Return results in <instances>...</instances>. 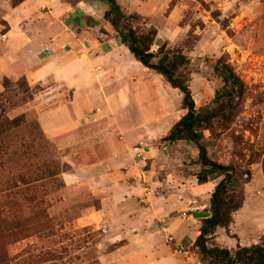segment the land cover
<instances>
[{
    "label": "rangeland",
    "instance_id": "rangeland-1",
    "mask_svg": "<svg viewBox=\"0 0 264 264\" xmlns=\"http://www.w3.org/2000/svg\"><path fill=\"white\" fill-rule=\"evenodd\" d=\"M22 1L0 0L1 42L8 28L6 19ZM58 1L88 12L92 19L87 28L109 38L118 36L104 20L108 8L103 2ZM115 2L126 17H135L130 27L136 34L156 31L152 53L165 46L188 58L189 64L181 72L197 111L217 108L213 99L224 85L221 73L214 72L218 61L229 66L243 83V94L227 105L226 118L212 121L209 130L203 131L202 145L210 159L250 172V181L235 189L243 191L244 201L232 215L228 232L221 230L219 241L214 238L208 246L234 250L237 245L264 244V0ZM51 11L48 2L44 3L36 19L48 22ZM162 81L166 83L163 78ZM27 87L33 93L32 101L24 94ZM50 87H30L22 77L0 78V258L6 255L0 264H151L153 256L144 253L147 250L143 247L157 241L149 238L126 247L128 240L114 236L110 229L111 218L108 221L107 216H100L101 199L92 195V189L87 184L75 187L65 183L63 175L72 173L71 151L43 133L37 112L54 109L70 93L61 89L45 93ZM176 91L174 96L166 97L173 108L177 107L179 121L186 111L182 109V95ZM14 119L20 121L18 126L11 125ZM166 145L162 139L153 147L162 154ZM134 148L143 150V158L135 156ZM146 150L140 143L131 149L134 157L141 160ZM173 150L181 159L176 162L179 170L194 174L199 171L194 147L182 142ZM173 150L168 145L165 152ZM164 177L161 170L152 181ZM139 179L137 176L131 182ZM202 200L204 213L209 211L210 203L205 195ZM139 205L141 209L149 207L146 201ZM190 212H173L165 221L179 216L183 220ZM164 226L162 221L148 227L151 234H163L156 255L162 264H206L189 240L182 244L162 231ZM113 229L117 230V226Z\"/></svg>",
    "mask_w": 264,
    "mask_h": 264
},
{
    "label": "crops",
    "instance_id": "crops-1",
    "mask_svg": "<svg viewBox=\"0 0 264 264\" xmlns=\"http://www.w3.org/2000/svg\"><path fill=\"white\" fill-rule=\"evenodd\" d=\"M47 2L51 17L38 21ZM47 2L23 0L6 19L0 78L22 77L30 87L52 86L45 93L53 89L70 93L54 109L37 112L43 133L71 151L72 173L63 175L65 183L92 189V195L101 199L100 216L111 218L110 229L128 240L126 247L149 238L157 241L150 247L145 243L144 253L153 256L151 264H162L156 255L163 234H151L149 225L163 221L162 231L193 246L201 220L209 216V211L201 212L202 197L209 202L216 185H199L194 173L179 170L176 162L181 159L173 149L182 142L167 143L162 154L153 147L178 122L177 107L166 97L177 91L136 62L118 36L109 38L87 28L92 18L80 6ZM139 143L147 147L142 160L131 151ZM168 145L173 151L167 153ZM161 170L165 177L152 181ZM137 176L140 179L131 182ZM142 201L149 207L139 208ZM185 210L192 211L187 218L165 221L173 212ZM221 230L215 234L218 241Z\"/></svg>",
    "mask_w": 264,
    "mask_h": 264
},
{
    "label": "trees",
    "instance_id": "trees-1",
    "mask_svg": "<svg viewBox=\"0 0 264 264\" xmlns=\"http://www.w3.org/2000/svg\"><path fill=\"white\" fill-rule=\"evenodd\" d=\"M99 1L108 8L103 16L104 20L113 27L121 43L128 48L136 62L148 71L161 76L172 89L178 90L182 95V109L186 114L174 126L176 131L172 129L163 141L170 145L185 142L197 150L196 164L200 168L195 173V177L199 185L217 181L210 195L209 216L201 220L199 235L193 244L197 254L206 264H264V244L261 243L249 247L237 245L234 250L208 246V243L215 238L217 229L228 232L232 215L242 207L244 201L243 191L235 189L238 187L241 189V186L250 181V172H241L233 166H224L210 159L206 147L202 145L203 131L209 130L212 121L226 118L227 105L243 94V83L229 66L218 61L214 72L221 73L224 85L216 92L213 99L217 108L197 111L188 82L181 72V69L184 70L189 64L188 58L181 53L167 50L165 46L152 53L150 49L156 38L154 29L141 35L136 34L130 27V22L135 17H126L115 0ZM4 82L8 83L7 80ZM24 94L28 95L29 101L33 100V93L28 87ZM18 122H20L18 119H14L11 125L18 126ZM2 258L5 261L6 255L1 254L0 262Z\"/></svg>",
    "mask_w": 264,
    "mask_h": 264
},
{
    "label": "built area",
    "instance_id": "built-area-1",
    "mask_svg": "<svg viewBox=\"0 0 264 264\" xmlns=\"http://www.w3.org/2000/svg\"><path fill=\"white\" fill-rule=\"evenodd\" d=\"M133 151L135 152V156L137 158H143V150L141 148H134Z\"/></svg>",
    "mask_w": 264,
    "mask_h": 264
},
{
    "label": "water",
    "instance_id": "water-1",
    "mask_svg": "<svg viewBox=\"0 0 264 264\" xmlns=\"http://www.w3.org/2000/svg\"><path fill=\"white\" fill-rule=\"evenodd\" d=\"M129 45V43L127 44V46ZM173 131L175 132L176 131V127L173 128Z\"/></svg>",
    "mask_w": 264,
    "mask_h": 264
}]
</instances>
